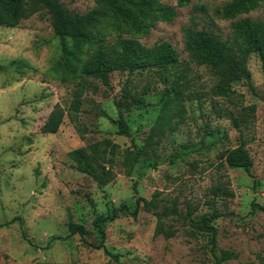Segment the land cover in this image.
<instances>
[{
	"label": "rangeland",
	"instance_id": "374dc122",
	"mask_svg": "<svg viewBox=\"0 0 264 264\" xmlns=\"http://www.w3.org/2000/svg\"><path fill=\"white\" fill-rule=\"evenodd\" d=\"M62 1L80 13L96 5V0ZM162 1L175 6L177 16L157 22L141 41L171 42L190 65L191 82L185 98L171 108V124L156 129L174 68L114 71L108 85L88 77L78 122L66 115L57 132H44L56 104L67 108L78 88L50 70L61 40L44 13L16 27L0 26V264H214L210 235L186 217L189 211L197 219L214 210L222 213L214 221L216 254L237 255L220 264H264V59L251 53L250 80L232 78V92L222 96L214 93L221 71L190 62L185 51L187 28L210 30L236 47L233 23L247 17L264 22V1L231 19L217 13L230 0H191L183 6ZM125 85L140 96L139 104L122 97ZM250 104L256 105L255 115L240 129L236 121ZM120 109L131 136L117 133ZM104 138L117 144L118 158L115 178L100 186L77 169L69 152ZM242 139L252 159L249 170L222 158ZM134 184L149 199L159 192L161 208L176 201L182 216L165 220L174 235L156 234L157 217L141 210L136 218L123 215L105 225L111 253L95 248L99 235L93 220L123 202L133 208ZM70 220L84 224L88 234L69 235Z\"/></svg>",
	"mask_w": 264,
	"mask_h": 264
},
{
	"label": "trees",
	"instance_id": "16d2710c",
	"mask_svg": "<svg viewBox=\"0 0 264 264\" xmlns=\"http://www.w3.org/2000/svg\"><path fill=\"white\" fill-rule=\"evenodd\" d=\"M191 0H178L183 6ZM264 0H230L217 13L231 19L240 14L248 13L258 8ZM35 13L47 14L54 34L61 40V52L51 65V72L62 82H75V91L71 104L65 108L56 104L42 129L47 133L59 130L67 115L73 122H78V114L82 107V94L85 80L88 77L100 79L105 85L109 84L110 75L114 71L135 72L157 66L162 69H176L171 88L167 87L161 98V108L154 129L171 124V108L177 101L183 100L185 91L191 82L190 65L180 60V54L169 41H160L154 45H146L141 37L148 34L159 21H171L177 16L175 6L162 0H96L94 8L80 13L71 11L62 0H0V26L16 27L22 20ZM236 47L222 40L214 32L202 29L194 31L186 29L185 51L189 61L221 71L218 84L214 87L217 95L228 96L232 92L230 80L235 77L250 80L251 72L247 65L248 56L258 53L264 59V22L251 18H241L233 23ZM115 34L113 43L107 42L108 37ZM252 87V84H250ZM174 94V97L172 96ZM122 97L129 103L139 104L140 96H134L132 90L125 85ZM119 108L121 103L118 104ZM256 112V105L250 104L243 108L236 126L248 128ZM117 133L131 136V126L120 109L115 120ZM136 157L140 149L133 152ZM131 153V154H133ZM69 156L76 161L77 169L90 175L100 186L106 185L115 178L114 166L118 158L117 144L109 138H104L87 146L75 148ZM222 158L232 167L249 170L252 159L246 148V140L242 139L239 146L226 150ZM159 192L149 199L138 194L134 184V207L123 202L113 206L106 214H100L93 220L99 240L94 244L97 249L111 253L106 245L105 225L123 215L138 216L141 210L152 212L157 217L156 234L173 236L174 231L166 227L165 220L170 216H182L176 201L161 208L158 199ZM222 213L214 210L199 218L186 217L192 227L208 233L211 237L212 253L216 257L214 264L236 258V254L223 251L221 256L216 254L217 228L214 221ZM8 221L5 224H10ZM4 224H0L2 226ZM69 235L79 234L84 237L88 229L82 223L70 220ZM34 264H50L38 261Z\"/></svg>",
	"mask_w": 264,
	"mask_h": 264
}]
</instances>
